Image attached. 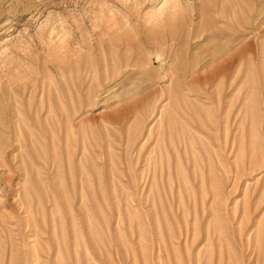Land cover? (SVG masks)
Instances as JSON below:
<instances>
[{
	"label": "rangeland",
	"instance_id": "1",
	"mask_svg": "<svg viewBox=\"0 0 264 264\" xmlns=\"http://www.w3.org/2000/svg\"><path fill=\"white\" fill-rule=\"evenodd\" d=\"M217 46L232 75L205 84ZM103 50L140 62L105 83ZM92 66L93 107L41 111ZM263 261L264 0H0V264Z\"/></svg>",
	"mask_w": 264,
	"mask_h": 264
},
{
	"label": "bare ground",
	"instance_id": "2",
	"mask_svg": "<svg viewBox=\"0 0 264 264\" xmlns=\"http://www.w3.org/2000/svg\"><path fill=\"white\" fill-rule=\"evenodd\" d=\"M247 29H248V27H245V26H243L241 29H239L240 31H236L237 33H240V32H244V31H247ZM233 32H231V34H232ZM173 37V36H172ZM220 37H222V38H224V37H226V36H220ZM230 40H232V39H234V36L233 35H230L229 37H228ZM175 40V37L174 38H172V40H170V44L171 45H169V43H168V47H164V49H162L163 50V52H161V51H158L157 53H156V56H157V58H159V59H161V58H163V59H166V56H164V55H167L168 53H170L169 54V57H171L170 55H171V53H172V51H173V48H174V45H175V43H173L174 42V40ZM130 39L128 38L127 40H126V43L129 41ZM151 42V41H150ZM153 42V41H152ZM243 42V41H242ZM124 43V42H123ZM120 44H122L121 42H120ZM130 44V43H129ZM167 44V43H166ZM114 45H115V43H114ZM124 45V44H123ZM123 45H121V46H123ZM127 45V44H126ZM133 45V44H132ZM131 45V46H132ZM177 45V44H176ZM175 45V46H176ZM118 46H120V45H118ZM117 46V47H118ZM130 45L129 46H127V48H128V51L130 52L131 50H132V48L134 47H131ZM126 47V46H125ZM125 49V48H124ZM167 49H168V51H167ZM176 49V48H175ZM117 50V49H116ZM157 50V49H156ZM178 50V49H177ZM167 51V52H166ZM176 51V50H175ZM180 51V50H179ZM179 51H176V52H179ZM128 52V53H129ZM174 52V51H173ZM213 52V51H212ZM115 53V52H114ZM117 53H118V51L116 52V55H112V58L111 59H108V55H107V52L105 51V50H103V52H102V54H103V58H104V82L105 83H107V82H113L118 76H119V74L121 73V71H122V68H124L125 67V69L126 68H129L130 66H131V63H132V61L135 59L137 62H140V58L139 57H137V59H136V57L133 59L132 57L133 56H130V57H128L127 58V60L125 61V66L124 67H122L121 65H122V61L120 60V59H118L117 58ZM237 53V51L236 50H234V49H226V47H222V48H219L218 46L216 47V49L214 50V52L210 55V57H211V61L213 62V63H218L219 62V64L222 66V71L220 72V73H213V74H211V73H202L203 75V79H204V83L205 84H209V82L211 81V80H214V79H216V78H218V79H223L222 81H226L227 79L229 80V77L232 75L231 73L229 74L228 72L230 71V68L231 67H233V64H234V61L236 60V56H235V54ZM91 54V53H90ZM92 54H93V52H92ZM91 54V55H92ZM180 54V53H179ZM178 53H177V55H176V61L177 60H179V59H181L182 57L179 55ZM207 54V53H206ZM175 55V54H174ZM244 55H246V54H244ZM243 55V57H245ZM183 56V55H182ZM115 57H116V59H115ZM175 57V56H174ZM110 60V61H109ZM149 61V60H148ZM147 61V63H144V65H145V67L147 68V66H148V64H149V62ZM163 61V60H162ZM164 62V61H163ZM196 62V61H195ZM177 63H178V61H177ZM176 63V64H177ZM180 64V63H179ZM178 65V64H177ZM173 66V68L171 69V67H170V69L172 70V71H170L171 72V76H172V78H173V76L175 77V70L178 68V73H180L179 72V70H180V68L179 67H182L181 65L180 66ZM193 65H194V63H193ZM193 65L191 66V69H192V72H191V69H189L190 70V72L191 73H189V74H191L190 76H194V77H196V74H197V77H200L201 78V76L199 75V74H201L200 73V71L198 70V71H195V69H193L194 67H193ZM135 67H137L136 65H135ZM138 67H140L141 69V75H146L145 73L147 72V69L143 66V67H141V65L140 66H138ZM184 67V66H183ZM182 67V68H183ZM193 67V68H192ZM60 68V67H59ZM181 68V69H182ZM196 68V67H195ZM50 70H52V68H49ZM110 69H112V71H110ZM169 69V70H170ZM202 69V68H201ZM232 69V68H231ZM139 70V69H138ZM181 71V70H180ZM133 72V71H132ZM202 72V71H201ZM232 72V71H231ZM61 73V80H62V83H63V85H61L60 83L61 82H58V81H56V80H51V86H49V84L47 83V84H45V85H43V87H42V93H43V97H42V99H41V111L43 112L44 110H45V107H46V104H47V101H46V97H47V95H48V102H49V106H48V113H50V115H51V118H52V121H55V123H59V124H61V122L63 123V122H65L66 123V125L68 126V127H70V125L73 123L72 121H73V119H74V117L75 116H77V115H80L81 114V112L84 110V108H85V106H84V97L86 98V102H87V107H93L95 104H96V99H97V97H99V94L101 93V91H102V88H103V86L105 85V83H102V81H101V79H100V77H99V74H98V72H97V70H96V68L95 67H93L92 66V68H91V70L89 71V74H88V77L86 76L85 78H86V80H88V82H87V90H86V92H84V93H86V95H84V93H82V91H85V83H83V82H79V76L77 77V79H75V77L73 76V74H72V76H73V78L71 79V82H68L67 81V79L65 78V73H66V70L63 68V69H61L60 70V72H59V74ZM181 74V73H180ZM78 75H79V72H78ZM179 75V74H178ZM177 75V76H178ZM186 75V74H185ZM71 76V77H72ZM182 76V74L179 76V77H181ZM193 77V78H194ZM182 78H185V76H184V73H183V76H182ZM187 78H188V76H187ZM187 78H185V81H186V79ZM200 78H198V80L200 79ZM237 79V77H235V80ZM60 80V81H61ZM180 80H184V79H179V81ZM193 81H191L190 82V86H192L195 82V80L194 79H192ZM192 82H194L193 84H192ZM178 83H180V82H178ZM110 84V83H109ZM108 84V85H109ZM114 84H115V82H114ZM47 85V86H46ZM50 87V88H49ZM63 87L67 90L66 91V93H67V95L65 94V90L63 89ZM106 87V86H105ZM172 93H170V95H172L171 97H173L175 94H176V90H173V91H171ZM173 93H174V95H173ZM197 93V92H196ZM131 96V95H130ZM69 98L70 99V105H71V108H72V114L70 115V112H69V108H68V106H67V104H66V102H65V99L66 98ZM35 98V97H34ZM54 99H56L57 101H58V104H59V109L58 110H56V109H54V102H53V100ZM47 113V114H48ZM130 114V113H129ZM149 117V116H148ZM148 117L147 118H144L145 120L146 119H148ZM50 118V119H51ZM80 119V118H79ZM126 119V118H125ZM143 119V120H144ZM145 120L143 121V122H145ZM74 122H75V120H74ZM83 122H84V120H83ZM86 122V121H85ZM117 122V124H119V120H117L116 121ZM123 122V121H122ZM141 122H142V120H141ZM140 122V123H141ZM142 122V123H143ZM76 124V123H75ZM144 124V123H143ZM143 124H142V127H143ZM53 125H55V124H53ZM119 125H121V124H119ZM140 125V124H139ZM77 127V126H76ZM138 127V126H137ZM140 127L141 126H139L138 128L140 129ZM74 129V128H73ZM143 129H144V127H143ZM61 131V130H60ZM71 132V131H70ZM134 132V131H133ZM140 132H144V130H140ZM139 132V133H140ZM151 132V131H150ZM138 133V134H139ZM69 134V133H68ZM143 133H141V135H142ZM67 135V134H66ZM135 135H137V134H135ZM67 136H69V135H67ZM66 136V137H67ZM72 136V135H71ZM73 137V136H72ZM74 139V138H73ZM68 140V139H67ZM185 140V139H184ZM72 141V140H71ZM76 145V144H75ZM164 145V144H163ZM158 153H160V152H158ZM160 155V154H159ZM149 164V163H148ZM214 190V189H213ZM215 197V196H214ZM89 209V208H88ZM32 219V218H31ZM41 232V231H40ZM213 234V233H212ZM35 243V242H34ZM37 245V244H36ZM39 248V247H38ZM34 250H35V252H38L35 248H34ZM4 251V250H3ZM34 252V253H35ZM37 255H38V253H37ZM261 256V255H260ZM37 257H39V256H37ZM41 257V256H40ZM40 260V259H39ZM264 262V261H263ZM63 263V262H62Z\"/></svg>",
	"mask_w": 264,
	"mask_h": 264
}]
</instances>
